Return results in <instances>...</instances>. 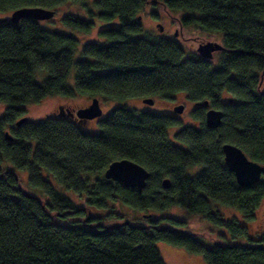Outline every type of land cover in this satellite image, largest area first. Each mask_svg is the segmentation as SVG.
I'll return each mask as SVG.
<instances>
[{
    "label": "trees",
    "instance_id": "obj_1",
    "mask_svg": "<svg viewBox=\"0 0 264 264\" xmlns=\"http://www.w3.org/2000/svg\"><path fill=\"white\" fill-rule=\"evenodd\" d=\"M151 2L180 12L201 32L220 35L226 51L217 64L185 55L176 41L142 36L139 13ZM65 3L89 14V20L67 14L69 29L90 32L95 18L110 25L98 31L105 42L83 45L78 61L75 35L49 31L33 19H0V103H6L0 117V264H165L159 241L201 255L207 264H264V236L207 247L178 230L184 222L145 214L177 206L235 236L247 235L264 199V171L260 182L239 186L224 164L222 145L235 144L264 167V0H0V15ZM77 94L120 102L186 94L221 109L223 119L219 128H209L202 106L193 113L197 126L178 128L173 140L168 131L180 125L176 119L123 105L93 132L51 114L16 126L26 113L22 105ZM121 159L150 173L141 192L104 179L108 165ZM5 162L26 170L37 192H27ZM59 186L84 196L85 204L77 206ZM214 204L236 208L244 226L213 212ZM129 211L144 213L147 225Z\"/></svg>",
    "mask_w": 264,
    "mask_h": 264
},
{
    "label": "rangeland",
    "instance_id": "obj_2",
    "mask_svg": "<svg viewBox=\"0 0 264 264\" xmlns=\"http://www.w3.org/2000/svg\"><path fill=\"white\" fill-rule=\"evenodd\" d=\"M144 10L139 13V22L142 26L143 32L141 35H148L150 38L156 39L159 37V31L158 28H154V21L153 19L158 17L160 19H169L171 16H184L180 12H173L169 11L165 8H163L162 5L157 4L156 2H151L148 5H146ZM55 10V15L52 19L41 21V24L45 29L49 31H60V32H68L70 34H73L76 36V38L79 40L78 46L75 50V56L74 59L78 61V59L81 57V48L83 45L87 43L97 42V43H103L105 42L103 39L99 37V30L104 27L101 25L107 26V28L110 25L103 24V22H99V20L96 18L95 20V27L87 33H84L82 31H75L73 29H69L67 26L64 25L63 19L67 14H73L77 15L78 17L89 20V14H88V8L85 9V7H82L77 4H64L61 5L58 9ZM151 15H155L156 17L152 18ZM10 13L0 15V19L3 18H9ZM161 22V21H160ZM190 34H187L186 37H195L196 32L192 30H189ZM197 35H199L202 38H205V40H215L221 43V37L218 34L214 35H208L206 33H203L201 31H197ZM182 47L186 49L187 54H190V44H182ZM213 64H217V57L216 60L213 61ZM71 80L73 79V76L71 75ZM40 82L41 79H38ZM71 85H73V80L71 81ZM262 90L264 91V78L262 83ZM99 98V101L101 103L103 116L98 118L97 121H94L92 123L87 124L84 126V129H86L89 132L97 131V125L99 120L104 118L112 109L119 105H123L128 107L129 109H135L137 111H149V112H155L158 114H165L167 112H170L172 104L174 102H167L161 99H155L156 103H154L153 106L143 104L140 99L137 98H129L124 102H116V101H107L101 96H95ZM229 95L225 94L223 96V100H228ZM92 97L89 95H81L77 94L73 96L72 98L60 96V95H54L49 96L48 98H44L38 103H27L22 105V107L26 110L25 116L28 118L29 121H40L41 119L45 118L46 116L58 113L57 107L59 105L68 106L69 108H83L89 105L91 102ZM6 110V103H0V117L3 116L4 111ZM175 115V114H173ZM176 116V115H175ZM177 121L180 124L178 127H172L169 129V137L171 140L174 139V134L176 133L177 129L186 126V125H192L197 126V121L188 113H185L181 115V118H178ZM5 167L11 168L10 170L15 171L20 179H21V186L29 192V193H36L29 185L28 182V174L26 170H17L13 167V165L9 163H4ZM58 189L64 193L67 197H69L73 203H75L77 206L81 207L85 204V197L80 196L77 193L67 190L62 186H59ZM46 198V197H45ZM212 211H218L222 217L227 221H235L238 225L244 226L245 222L247 221L240 212L236 208L222 206L219 204H214L212 206ZM130 217L134 219L135 222H139L141 225H147V221L144 218V213H138L129 211L128 212ZM150 214L151 217L159 218V217H168L172 219H177L181 222H184L183 225L180 227H177L178 230H182L185 233L194 234L205 246L207 247H214L216 243H224V244H232L236 242H249L254 243L253 241H259V239L263 238L264 236V199L262 200L260 206L255 212L254 219L249 222L247 226L248 232L245 236H235L233 235V232L226 227L220 226L218 224H215L211 221H209L207 218H204L201 215H195L192 214L185 209H182L177 206H173L170 209H167L162 212H156V211H149L145 213ZM166 226L167 223H164ZM170 225V224H169ZM168 225V226H169ZM171 226V225H170ZM156 246L158 248V252H160L161 257L163 258V262L165 264H207L201 255L193 254L191 252H188L185 248L174 246L170 243L159 241L156 243Z\"/></svg>",
    "mask_w": 264,
    "mask_h": 264
},
{
    "label": "water",
    "instance_id": "obj_3",
    "mask_svg": "<svg viewBox=\"0 0 264 264\" xmlns=\"http://www.w3.org/2000/svg\"><path fill=\"white\" fill-rule=\"evenodd\" d=\"M55 10L43 8V7H22L16 9L10 14L9 20L11 23H18L23 19H33L35 21H46L50 20L55 15ZM7 19V18H6ZM162 31V29H160ZM197 49L204 59H211L213 57V52L217 50L225 49L220 43L208 42L200 44ZM261 81L259 85H262L264 74L261 76ZM144 104L152 105L154 104L153 98H145L143 100ZM200 106L209 107V102H198ZM63 108L60 107L59 117H63ZM183 111V106L179 105L175 107V113H181ZM70 116H76L80 125L86 126L89 121L100 118L103 116V111L101 103L98 98H93L88 106L79 108L74 112L70 110L67 113ZM28 118H22L16 121V126H20L22 123L27 122ZM223 112L220 109L209 108L206 111L205 122L206 125L211 129L219 128L222 123ZM5 136L8 140L12 141L13 137L9 132H5ZM222 151L224 156V164L227 166L228 170L234 174L237 184L241 187H249L258 182L262 178L264 167L250 159L243 150L236 146L235 144L226 142L222 145ZM104 179L112 180L123 184L127 188H134L138 192H141L147 183L150 173L147 169L143 168L138 163H135L129 159L115 160L111 162L103 174ZM170 180L168 178L163 179L162 186L167 189L170 187Z\"/></svg>",
    "mask_w": 264,
    "mask_h": 264
},
{
    "label": "flooded vegetation",
    "instance_id": "obj_4",
    "mask_svg": "<svg viewBox=\"0 0 264 264\" xmlns=\"http://www.w3.org/2000/svg\"><path fill=\"white\" fill-rule=\"evenodd\" d=\"M152 18L156 17L155 15H151ZM185 16H171V18L169 19H160L158 17L154 18L153 21H154V28H158V31H159V37L160 39H168V40H172V41H176L177 43H179L181 46L182 44L186 43V44H190V54H195L196 56H200L201 58H203L199 53H197V49L199 47L200 44H203V43H208V42H214V43H220L218 41H215V40H205V38H202L200 37L199 35H197V31H200L198 29V26L197 24H195L194 22L192 23L191 21H185ZM161 21V22H160ZM160 29H162V31H160ZM194 32H196V36L195 37H186L187 34H190L189 30H192ZM203 33H206V32H203ZM208 35H211L209 33H206ZM214 35V34H212ZM215 36V35H214ZM221 45H223L222 43H220ZM184 49V47H182ZM185 51V55H189L187 54V51L186 49H184ZM226 49H223V50H217V51H214L213 52V57L211 59H206V60H209L213 63L214 60H216V57H218V55L221 53V52H225ZM204 59V58H203ZM132 98H137V99H140V101L144 104L143 100L145 98H148V97H132ZM149 98H152V97H149ZM155 99H158V98H154V103H156V100ZM161 100H164V101H167V102H174V104H172V107H171V110L170 112H167L165 113L166 115L168 116H171L172 118L174 119H178V118H181V115L185 114V113H188L190 114L192 117H193V113L198 110V109H201L202 106L198 105V101H193L191 100L186 94H177V95H174L172 96L170 99H161ZM231 101V100H230ZM148 105V104H147ZM154 104L150 105V106H153ZM179 105H182L183 106V111L179 114V113H175V107L179 106ZM88 106V105H87ZM60 107L63 108V113H64V116H68L69 115L67 114L68 111L70 110L71 112H74L79 109V108H69L68 106H63V105H59V107H57L58 109V113L55 114V112L51 115H58L59 116V113H60ZM205 108V111H207V109L209 108H212V106L209 104V107H204ZM175 114V115H173ZM63 116V117H64ZM69 118L73 119L74 121H78V119L76 118V116H70ZM97 119H94V120H91L88 122L89 123H92L94 121H97Z\"/></svg>",
    "mask_w": 264,
    "mask_h": 264
},
{
    "label": "bare ground",
    "instance_id": "obj_5",
    "mask_svg": "<svg viewBox=\"0 0 264 264\" xmlns=\"http://www.w3.org/2000/svg\"><path fill=\"white\" fill-rule=\"evenodd\" d=\"M138 20H139V18H138ZM142 36H143V35H142ZM93 98H97V97H93ZM93 98H92V99H93ZM92 99H91V100H92ZM113 101H116V102H119V103H120V101H117V100H113ZM153 101H154V100H153ZM220 110H221V109H220ZM25 114H26V113H25ZM25 114H24V116L20 117L18 120H20V119H22V118H27V117L25 116Z\"/></svg>",
    "mask_w": 264,
    "mask_h": 264
}]
</instances>
